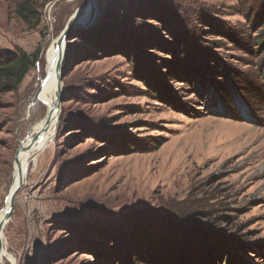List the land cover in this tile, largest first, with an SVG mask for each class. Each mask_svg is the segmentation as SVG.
Here are the masks:
<instances>
[{
    "label": "rangeland",
    "instance_id": "rangeland-1",
    "mask_svg": "<svg viewBox=\"0 0 264 264\" xmlns=\"http://www.w3.org/2000/svg\"><path fill=\"white\" fill-rule=\"evenodd\" d=\"M22 1L0 0V59L39 56L0 92V211L48 112L46 55L86 2L32 0L35 22ZM94 1L62 47L52 143L17 169L0 264H264V0Z\"/></svg>",
    "mask_w": 264,
    "mask_h": 264
},
{
    "label": "bare ground",
    "instance_id": "bare-ground-1",
    "mask_svg": "<svg viewBox=\"0 0 264 264\" xmlns=\"http://www.w3.org/2000/svg\"><path fill=\"white\" fill-rule=\"evenodd\" d=\"M81 8H78L77 12H79L81 10V13H82L83 8L84 9L88 8L87 15L89 16V11H90L89 3L86 2L84 4L83 8L82 9ZM77 12H75V13L77 14ZM81 13H80V16H81ZM63 46H64V44L62 43L61 46L59 48H57L56 47V40H54L50 46L51 50L48 51V54L46 55V58H47L46 72L49 71V75L45 79L42 80L41 86H42L43 92L45 94V100L47 103L48 111L55 104V100H56L57 94H58L57 77L55 74V65H56V61H57L59 54H61V55L63 54V51H62ZM58 109H59V107H56V109H54V111L52 113L50 125L48 126L46 131L42 132V128H43L44 123L46 121V116L41 121L36 123L33 128H31L30 132L27 134V136L24 139V142L21 145L22 146L21 149L19 150V152L15 156L16 158L13 161L12 181H11V182H13V188L11 187L9 189V194H8L6 204L2 208V210L0 211V221L2 220L5 212L7 211V208L9 205L10 195L13 192L15 186L18 184V182L21 179V177L18 176L17 169L20 166L22 171H24V168L26 165L25 159H32L33 161H35L39 152H41L42 150L43 151L46 150L48 148L49 144L52 143V137L55 133V129H56L57 124H58V112H59ZM32 136L33 137L37 136V137L32 140L30 138ZM26 156H28V157L26 158ZM23 182H24V180H23ZM3 231H4V229H3ZM3 231H2V234L0 235L1 239L3 236ZM6 253H7L6 249L3 246L1 255H4Z\"/></svg>",
    "mask_w": 264,
    "mask_h": 264
},
{
    "label": "trees",
    "instance_id": "trees-1",
    "mask_svg": "<svg viewBox=\"0 0 264 264\" xmlns=\"http://www.w3.org/2000/svg\"><path fill=\"white\" fill-rule=\"evenodd\" d=\"M18 14L25 21L31 20L32 17L34 18L35 22H38L40 20V14L35 11L34 4L32 3V0H23L22 3H20L18 6ZM95 34H96V36L94 35V37H97V38L96 39L94 38V40H93L94 42H96L98 39V36H97L98 33H95ZM70 35H72L73 37H77V36H80L82 34H80V29L74 28L73 30H71ZM226 35L228 38L235 39V35L232 32H229V34L227 33ZM86 38L88 39L87 36H86ZM256 38L261 39L263 37H261L260 35H257ZM258 43H260V45H264V43L262 41L258 42ZM113 45H114V43H113ZM38 56H39V50H36L32 54H29L20 48H16V52L14 54L1 58L0 59V92H2V89L6 88V87H12V88L16 89L17 86L21 83V81L25 77V75L27 74V72L29 71L30 67L33 66L34 63L38 60ZM197 69L198 68L192 69L191 67H189L187 70L188 72H186V69H183V71H185L186 78L189 77L188 79L191 82L192 86H196V85L198 86L200 81L202 82L203 74L205 72L202 69L201 71H203V72L199 71L197 73V72H195ZM175 71L177 72L176 69H175ZM228 71L229 70H226V68L223 67V69L221 70V74L228 76ZM173 73H174V71H173ZM204 81H207V80H204ZM227 82H228V80H227ZM214 93L216 94V92H214ZM204 96H205V94H204ZM211 96L212 95L208 96L209 100L215 98V97H211ZM205 97H207V95ZM217 101H220V99L219 100L217 99ZM208 103H212V102H208ZM222 103H224V101ZM210 108L211 109L212 108L218 109V108H220V106H218V108H217L214 104H211ZM216 113H217V111H216ZM179 260L181 263H175V264L186 263L185 259L182 258V256H180Z\"/></svg>",
    "mask_w": 264,
    "mask_h": 264
},
{
    "label": "water",
    "instance_id": "water-1",
    "mask_svg": "<svg viewBox=\"0 0 264 264\" xmlns=\"http://www.w3.org/2000/svg\"><path fill=\"white\" fill-rule=\"evenodd\" d=\"M86 2L89 3V9H90L89 16L85 20H81L80 19L81 18V16H80L81 10L79 12H77L76 16H75V12H74L73 15L70 17V19L68 20L67 24L64 26L62 31L57 36V39H56V47L57 48H59L62 43L66 47L65 40L68 38V35H69L70 31L74 27H87V26H90L96 20V18L100 15V12L103 11L102 8L100 9V11L97 10L94 0H86ZM84 4L82 6H80V7H78V8H81V7L83 8ZM64 57H65V55L62 56L61 54H59V56L57 58V61H56L55 74H56V77H57L58 94H57V98L55 100V104L52 106V108L46 114V121H45L44 126L42 128V132L47 130L48 126L50 125L52 113H53L54 109H56V107H59L60 102H61V96H62V91H63L62 90V83H61L62 62H63ZM48 75H49V71L46 72L45 78ZM39 91H40V88H38L35 96L38 95ZM36 137L37 136H35L34 139ZM21 147L22 146H20L19 148L21 149ZM15 158L16 157H14V159ZM26 177H27V175L25 176V178ZM22 183H23V179L21 178L20 181L18 182V184L15 186L13 192L10 195L9 205H8L7 211L5 212L2 220L0 221V235L2 234V231L4 229L5 224L7 223V221L10 218V215H11V212H12V209H13V206H14L15 195L18 192V190L20 189V187L22 186ZM11 187L13 188V182H11V184H10V188ZM2 248H3V242H2V239H1V236H0V255H1V252H2Z\"/></svg>",
    "mask_w": 264,
    "mask_h": 264
}]
</instances>
